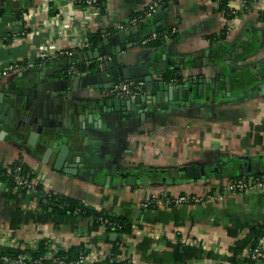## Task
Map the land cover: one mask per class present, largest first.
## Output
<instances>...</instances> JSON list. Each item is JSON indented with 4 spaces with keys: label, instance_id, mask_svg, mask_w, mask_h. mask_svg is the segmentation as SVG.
<instances>
[{
    "label": "crops",
    "instance_id": "obj_1",
    "mask_svg": "<svg viewBox=\"0 0 264 264\" xmlns=\"http://www.w3.org/2000/svg\"><path fill=\"white\" fill-rule=\"evenodd\" d=\"M154 4L155 0H107L101 6L89 7L74 0H4L0 12V80L20 71L29 72L43 62L38 59L40 52L69 50L72 56L67 57L78 56L123 29L129 42L133 27L139 24H133L132 19ZM167 6L169 10L156 28L166 29L163 44L135 48L128 63L137 64L152 54L160 59L166 53L170 65L179 66L177 59L183 58L184 64L197 73L209 50L227 42L232 47L219 49V57H224L222 75L231 79L230 93L221 92L226 82L220 78L214 102L201 106L180 103L159 112H153L154 105L148 104L127 120L114 116L113 122H108L113 128L97 144L99 150L104 149L100 150L102 155L107 153L103 157L110 162L108 167L128 169L127 175H136V179L146 175L147 185L140 180L127 185L124 177L119 186L117 175L105 185L89 182L87 176L80 180L55 172L50 164L11 148L0 135V168L20 164L44 191L79 199L92 210L125 218L131 226L130 232L113 237L115 232L95 224L91 217L45 207L39 196L10 186L0 177L6 184L0 189L1 255L22 252L29 256L44 243L46 251L84 250L96 260L113 263L262 264L251 261L248 250L264 231V184L226 193L217 200L214 193L229 176L217 177L214 172L209 179H189L186 168L203 167L207 172L219 162L240 157L260 161V173L264 172V0H253L244 10L238 1H231L229 6L237 13L230 18L213 0H173ZM140 23L142 38L156 32L152 31V16ZM98 33L102 39L91 45L88 37ZM84 42L87 47H83ZM233 49H237V61L225 65L231 61L227 55ZM11 62L22 67L7 71ZM178 71L182 78L189 73L187 68ZM141 113H146L144 119ZM182 167L178 178L169 177V169ZM163 178L167 184H154ZM92 179L99 176L94 174ZM203 194L210 196L199 204L165 203L166 199Z\"/></svg>",
    "mask_w": 264,
    "mask_h": 264
},
{
    "label": "water",
    "instance_id": "obj_2",
    "mask_svg": "<svg viewBox=\"0 0 264 264\" xmlns=\"http://www.w3.org/2000/svg\"><path fill=\"white\" fill-rule=\"evenodd\" d=\"M168 10L169 7L164 3L152 12L151 16L155 20L152 31L161 25L164 13ZM133 28L135 32L129 42L126 41V31L119 30L102 39L97 48L78 56L36 63L29 72L20 71L9 79L0 80V135L6 137L8 145L19 153L29 154L39 163L50 164L55 172H63L80 180L87 176L89 182L94 180L108 185L111 177L117 175L119 186L124 177L127 185H135V180L142 181L144 185L149 184L146 175L136 179V175H127L128 169H119L116 165L112 169L108 167L109 162L101 156L97 146L102 143L107 130L113 128L108 126V122L112 123L114 116L122 121L127 120L139 109H146L148 104L154 105L153 112H159L180 103L201 106L204 102H214L220 91V78L226 82L221 92L229 94L231 79L228 75H222L224 64L221 61L224 57H219V49L232 45L225 42L219 44V48L210 49L207 60L197 73L191 66L184 64L183 58L177 59L179 66L170 65L166 53L160 59L157 54H152L137 64H129L131 51L143 46L145 38L138 33L140 24ZM162 50H165L164 46ZM236 53L237 49H233L227 55L231 61L224 62L225 65L237 61ZM74 63H82L81 70L77 73L67 71L65 74L66 69ZM186 68L189 73L186 78H182L178 70ZM171 73L179 76L176 82L165 78V74ZM124 79L142 81L146 94L123 98L108 93L115 83ZM145 116L146 113H141L142 119ZM49 122L56 126L47 128ZM236 159L219 162L217 167L207 172L203 167H187V175L189 179L201 180L209 179L214 172L217 177L228 175L229 178L261 172L260 161L253 162L240 157ZM183 168L169 169V177L178 178L179 170ZM94 174L99 179H92ZM154 184L167 183L163 178ZM5 186V183L0 182V189ZM112 236L116 237L117 233Z\"/></svg>",
    "mask_w": 264,
    "mask_h": 264
},
{
    "label": "built area",
    "instance_id": "obj_3",
    "mask_svg": "<svg viewBox=\"0 0 264 264\" xmlns=\"http://www.w3.org/2000/svg\"><path fill=\"white\" fill-rule=\"evenodd\" d=\"M76 3L89 6V7H98V1L99 0H74ZM231 1H238L239 6L242 10L246 9L248 5L253 0H230ZM156 10V7L151 5L147 11H145L143 19L146 17L151 16L152 12ZM231 10L235 13L237 11L236 8H231ZM132 23H138V18L132 19ZM171 32H174V29H172ZM168 35L167 33L164 34V36ZM156 33L151 32L149 35H147L142 43H147L148 41L155 39ZM83 47H87L88 43L84 42ZM72 56V51L69 50H61L57 51L55 54H49L45 52H40L38 55V59L40 61H47L52 58H59V57H67ZM28 66H32L31 63L27 64ZM22 67V64L19 62H11L6 66L7 71H13L20 69ZM79 69L73 65H71L68 69V73H77ZM170 82H176L177 77H170ZM146 92L144 83L142 81H138L135 79H124L121 80L108 90V93L117 96V97H137L142 96ZM0 177L9 179L11 183L21 189L25 190L31 193H37V184L34 183L31 178L29 177L28 173L24 172V169L22 165L18 164L15 165L12 168H0ZM264 184V172L250 176V177H237V178H230L223 184H221L216 192L214 193V198L217 200H222L224 198V195L226 193L231 192H243L254 188H259L263 186ZM44 191V189H43ZM46 193L50 191H44ZM208 195H183L174 199H166V204H179V203H202L204 202L205 198L209 197ZM142 206L146 207L147 203L143 202ZM101 223L106 226L109 230L116 233V229L118 228V225L115 221H111L107 218L99 219ZM248 258L253 262H261L264 264V234H261L258 236L256 241L253 243V245L248 250ZM1 264H45V263H51V264H112L110 260H96L94 257L88 255L84 250L79 253L77 258L67 261V255L64 253H60V250L57 248H49L47 251H45L43 254H41L39 257L31 258V256H27L24 253H17L15 256H7L3 255L0 258ZM118 264V263H115ZM123 264H133L131 262H126Z\"/></svg>",
    "mask_w": 264,
    "mask_h": 264
},
{
    "label": "trees",
    "instance_id": "obj_4",
    "mask_svg": "<svg viewBox=\"0 0 264 264\" xmlns=\"http://www.w3.org/2000/svg\"><path fill=\"white\" fill-rule=\"evenodd\" d=\"M106 1L107 0H99L98 6H101V4L106 2ZM170 1H173V0H155V4L153 6H155L156 8L158 6L161 7L164 3L167 4ZM213 1L218 3L220 10H222L224 12V14L227 18H230V17L234 16V14L237 13V11L234 13L231 10V7L229 6L230 0H213ZM3 2H4V0H0V12L2 10ZM148 8H146L144 10V12L140 13V15L135 17V18H138L139 24H141L140 20H143L144 13H145V11L148 10ZM165 30L166 29L157 30L155 32L156 33L155 39L148 41L147 43L143 44V46L144 47L161 46L165 40V36H164ZM100 39H102V34H99V33L88 37V41L91 45H94ZM76 65H78V64H76ZM172 76L173 77L176 76L177 78H179V76L177 74L174 75V73H171L170 75L165 74L166 79L170 78ZM26 170L27 169H25V171H24L25 173H27ZM29 177L31 178L30 175H29ZM1 179L6 180V183L10 184V186L15 187L9 179L3 178V177ZM34 194L41 198L40 203L42 205H44L45 207H53L54 209H57L60 212H64V213H71V214L74 213L76 215L89 216L93 219L95 224H102L99 219L100 218L101 219L107 218L111 221L116 222V224L118 225V228L116 229L117 230L116 233H118V234L128 233L131 230L130 223L125 218H123L121 216H117V215L107 214V213L102 212V211L92 210V209H90V207H88L86 204H84V202H82L81 200L76 199L74 197L59 195V194H56L53 192L46 193L43 191V188L41 185H37V193H34ZM261 234H264V231H262L259 235H261ZM45 246L46 245L44 243H41L39 245L38 249L30 252L31 258L33 259V258L39 257L41 254H43L46 251ZM60 253H64L65 255H67V261L69 262L70 260L77 258L80 251L78 252V251H74V250L69 249V250H60ZM15 255L13 254L10 256L13 257ZM1 256H3V255L0 254V258H1ZM1 263L2 262L0 261V264ZM45 264H51V263H45ZM112 264H115V263H112ZM118 264H123V263H118Z\"/></svg>",
    "mask_w": 264,
    "mask_h": 264
},
{
    "label": "flooded vegetation",
    "instance_id": "obj_5",
    "mask_svg": "<svg viewBox=\"0 0 264 264\" xmlns=\"http://www.w3.org/2000/svg\"><path fill=\"white\" fill-rule=\"evenodd\" d=\"M77 64V63H76ZM75 63L73 64V66H75V67H77L79 70H81V68H82V63H79L78 65H76ZM69 69V68H68ZM68 69H66V71H65V74L67 73V71H68ZM54 126H56L54 123H48L47 124V128H49V129H51V128H53ZM47 133V132H46ZM100 150H104V149H100ZM105 151H108V150H105ZM107 153H104L103 155H106ZM102 155V156H103ZM109 164H110V162H109ZM110 167H111V164H110Z\"/></svg>",
    "mask_w": 264,
    "mask_h": 264
}]
</instances>
